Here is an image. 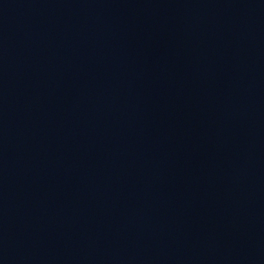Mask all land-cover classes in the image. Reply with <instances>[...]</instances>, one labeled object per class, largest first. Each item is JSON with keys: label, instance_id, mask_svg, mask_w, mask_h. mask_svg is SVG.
Returning <instances> with one entry per match:
<instances>
[{"label": "water", "instance_id": "95a60500", "mask_svg": "<svg viewBox=\"0 0 264 264\" xmlns=\"http://www.w3.org/2000/svg\"><path fill=\"white\" fill-rule=\"evenodd\" d=\"M0 264H264V0H0Z\"/></svg>", "mask_w": 264, "mask_h": 264}]
</instances>
